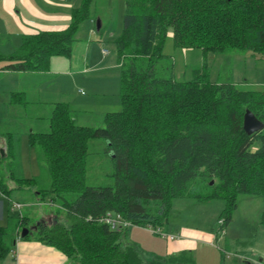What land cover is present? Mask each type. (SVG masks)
<instances>
[{
	"label": "trees",
	"instance_id": "16d2710c",
	"mask_svg": "<svg viewBox=\"0 0 264 264\" xmlns=\"http://www.w3.org/2000/svg\"><path fill=\"white\" fill-rule=\"evenodd\" d=\"M124 1L123 32L115 41L122 109L105 114L102 126L91 127L78 124L68 103L60 102L50 129L30 133L31 145L43 150L52 178L38 198L50 195L58 209L52 221L33 220L20 210L13 236L9 225H0V264L14 255L24 227L30 231L23 239L54 247L79 264H196L192 250L143 260L128 238V227H163L172 200L184 197L226 199L221 215L225 226L237 208L238 194L264 195V129L253 134L244 129L248 109L264 122V88L213 82L207 64L196 69L192 80L181 81L175 61L163 60L169 33L179 48L249 50L263 56L264 0ZM93 4L82 0L65 30L25 36L9 56L15 61L10 68L46 71L52 56L70 57L81 26L92 19L97 27ZM11 136L0 155L8 161L10 177L21 184L25 180L12 170ZM94 137L108 142L114 185L86 184L88 142ZM6 178L0 173V192L9 197ZM109 215L130 225L113 227L105 221Z\"/></svg>",
	"mask_w": 264,
	"mask_h": 264
},
{
	"label": "rangeland",
	"instance_id": "374dc122",
	"mask_svg": "<svg viewBox=\"0 0 264 264\" xmlns=\"http://www.w3.org/2000/svg\"><path fill=\"white\" fill-rule=\"evenodd\" d=\"M124 12V0H94L93 13L97 19L102 21L103 27L98 31L96 23L89 22L91 30L94 29L92 35H90V28H86L94 46L92 56L93 58L103 57L101 52L102 48L105 47L110 50L109 56L113 59L114 67L100 68L97 72L95 71L93 84L90 80L89 84L85 82L77 88L81 92L83 91L82 95L79 94L77 89L71 90V88V92H68L70 91L68 90L66 96L61 95L59 98V102L76 101L74 105L73 103L69 104L73 105L74 115H76L77 121L81 125L102 126L105 114L122 109L121 67L115 50V41L123 32ZM164 54L163 60L175 61V76L178 80H192L196 69L207 64L206 72L213 82L233 81L243 88H264V55H252L249 50L206 53L201 48H179L175 47L173 43L172 33H169L166 38ZM11 118H13L12 115L9 117L4 116L1 121L6 123L7 126L5 136L7 137L8 133L12 135L11 141L14 152L11 159L12 170L15 177L25 180L21 183V190L14 189L10 191H13L10 210L7 209L6 204L8 201L4 198L3 202L5 204H2V207L0 206V225H9V232L13 236L16 235L15 224L20 210L33 220L37 221L41 215L46 214L45 219L52 221L51 219L55 218V211L58 207L51 202L50 195L44 196L43 200L38 199L37 192L49 188L52 180L43 150L38 146L31 145L30 141L32 128L36 132L41 131V124L32 120L33 118L26 119V121L11 120ZM44 127L43 131L50 129L46 125ZM259 145L260 143L257 142L256 146ZM0 161V173L3 171L5 173L9 172L8 161H4L2 155H0ZM114 172L115 165L113 157L108 151V142L100 137L91 138L88 142L86 184L92 186L114 185ZM214 183L215 180H213ZM195 185L200 186L199 184ZM202 185L205 186L203 183ZM13 202L21 203V208L14 209ZM227 207V200L222 198L208 201L187 197L175 198L172 200V208L167 223L165 222L161 228L169 233L172 230L178 231L177 226L182 224L200 227L204 228L205 231L212 232L215 238L216 233L221 229V215ZM7 210L13 220L8 218ZM263 214L264 195L238 194L237 208L232 213V220L224 226L226 233L220 235L217 240L215 239L216 259H219L215 264H264ZM60 217H63V215L61 214ZM212 222H214V226L211 224ZM128 235L139 248L142 259L145 261L152 260L147 258L150 255L149 251L163 250L167 242V237L154 233L151 227L130 225ZM19 241L30 240L20 237ZM200 246L204 245L201 243ZM17 252L18 248L13 252V260H16ZM210 259L208 257L204 264H213L214 261ZM200 261H202L201 256L196 264H199ZM65 264L79 263L67 257Z\"/></svg>",
	"mask_w": 264,
	"mask_h": 264
},
{
	"label": "crops",
	"instance_id": "0c3cea01",
	"mask_svg": "<svg viewBox=\"0 0 264 264\" xmlns=\"http://www.w3.org/2000/svg\"><path fill=\"white\" fill-rule=\"evenodd\" d=\"M81 1L0 0V152L1 149L6 150L5 130L7 128L6 123H3L1 118L10 115L13 116L11 120L26 121V119L33 118L32 120L41 124L42 130L38 132H42L45 125L50 128V118L54 106L60 103L59 98L61 95L66 96V91L71 88V90L77 89L85 82L89 84L90 80L93 84V74L100 68L114 67L113 59L109 56L110 50L105 47L102 48L101 52L103 57L93 58L94 46L86 28H90V35H92L94 29L91 30L89 22L95 24V21L88 19L77 34V40L73 44L70 57L65 55L52 56L50 67L46 71L14 70L10 68L9 65L15 61H11L9 56L23 45L25 36L39 32L67 29L72 21V12L81 4ZM71 90L68 92H71ZM78 92L82 95L83 91L78 90ZM75 102L69 101L73 105ZM69 103L72 113L75 114L73 105ZM74 116L76 118V115ZM76 122L78 123L77 118ZM32 131H34V128H32ZM1 175L7 177L5 182L8 189H22V186L19 187L22 184L11 178L9 172L5 173L3 171ZM12 193L13 191L7 197L0 192L1 207L2 204H5L3 202L4 198L8 201L6 206L10 210ZM38 199L40 200V198ZM3 208L5 209V207ZM8 210L7 216L9 217ZM45 215H41L40 219L46 218ZM211 224L214 226V222ZM168 226L170 227L169 223ZM177 227L178 231L172 230L169 233L178 237L175 239L167 238L165 248L149 251L150 255L147 258L167 259L179 255L185 250H192L196 262L201 256L202 261L199 264H204L208 257L214 261L213 264L218 262L219 259H216L217 248H215V239H218L217 233L214 238V234L205 231L204 228L183 224ZM128 238L130 239L129 235ZM201 243L204 246H200ZM17 245L16 260H13L14 255H11L4 264H65L67 260V256L63 253L40 242H22L18 240Z\"/></svg>",
	"mask_w": 264,
	"mask_h": 264
},
{
	"label": "water",
	"instance_id": "95a60500",
	"mask_svg": "<svg viewBox=\"0 0 264 264\" xmlns=\"http://www.w3.org/2000/svg\"><path fill=\"white\" fill-rule=\"evenodd\" d=\"M101 20H97V30L101 28ZM244 129L248 134L262 131L264 129V122L261 121L251 110H246L244 115ZM1 153L4 155V149H1ZM213 183V181L211 182ZM30 229L24 227L22 229L21 237H25L29 233Z\"/></svg>",
	"mask_w": 264,
	"mask_h": 264
},
{
	"label": "built area",
	"instance_id": "2783aa9c",
	"mask_svg": "<svg viewBox=\"0 0 264 264\" xmlns=\"http://www.w3.org/2000/svg\"><path fill=\"white\" fill-rule=\"evenodd\" d=\"M13 208L15 209H20L22 204L21 203H18V202H13ZM105 221L111 223L113 225V227H116L117 225H124V226H128L130 225L129 222L125 221V220H122L120 216H118L117 218H115L114 216H107L105 218ZM220 223H221V229L219 230V232L217 233V236L219 237L220 235H224L226 233V229L224 228V219L223 218H220ZM152 231L156 234H160L164 237H167L169 239H175L176 237H178L177 235L175 234H172V233H168V232H165L162 230L161 227H158V228H154V227H151Z\"/></svg>",
	"mask_w": 264,
	"mask_h": 264
}]
</instances>
